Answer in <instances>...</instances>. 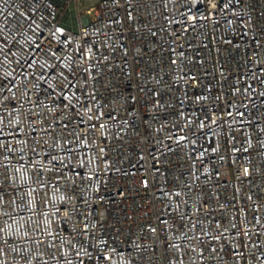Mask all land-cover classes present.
I'll return each mask as SVG.
<instances>
[{"label": "built area", "instance_id": "2783aa9c", "mask_svg": "<svg viewBox=\"0 0 264 264\" xmlns=\"http://www.w3.org/2000/svg\"><path fill=\"white\" fill-rule=\"evenodd\" d=\"M82 14L0 0V264H264V0Z\"/></svg>", "mask_w": 264, "mask_h": 264}, {"label": "rangeland", "instance_id": "374dc122", "mask_svg": "<svg viewBox=\"0 0 264 264\" xmlns=\"http://www.w3.org/2000/svg\"><path fill=\"white\" fill-rule=\"evenodd\" d=\"M80 15L78 16L75 8V0H55V2L60 6L61 10L63 11L62 23L65 26H68L72 30H77L78 28V21L83 19V12L95 6L98 0H77ZM89 17H91L89 15Z\"/></svg>", "mask_w": 264, "mask_h": 264}]
</instances>
